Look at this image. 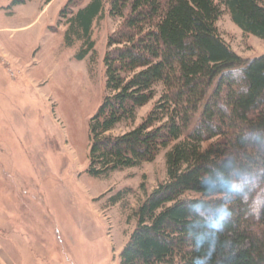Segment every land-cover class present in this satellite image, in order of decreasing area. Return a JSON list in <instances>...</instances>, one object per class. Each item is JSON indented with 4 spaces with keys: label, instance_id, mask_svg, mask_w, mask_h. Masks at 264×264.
Listing matches in <instances>:
<instances>
[{
    "label": "trees",
    "instance_id": "obj_1",
    "mask_svg": "<svg viewBox=\"0 0 264 264\" xmlns=\"http://www.w3.org/2000/svg\"><path fill=\"white\" fill-rule=\"evenodd\" d=\"M26 1L10 0L7 13ZM105 1L122 22L103 56L88 170L138 166L166 149V178L132 208L118 264H264V53L242 57L216 26L225 10L264 39V0H88L69 15L67 2L75 58L94 53Z\"/></svg>",
    "mask_w": 264,
    "mask_h": 264
},
{
    "label": "rangeland",
    "instance_id": "obj_2",
    "mask_svg": "<svg viewBox=\"0 0 264 264\" xmlns=\"http://www.w3.org/2000/svg\"><path fill=\"white\" fill-rule=\"evenodd\" d=\"M9 1L0 0V264H118L132 208L166 178L165 148L138 166L88 170L89 122L106 93L103 56L122 18L105 1L92 25L94 53L77 59L80 41L63 37L67 0H29L8 14ZM87 1L71 0L64 12ZM216 26L242 57L264 53V39L227 11Z\"/></svg>",
    "mask_w": 264,
    "mask_h": 264
},
{
    "label": "crops",
    "instance_id": "obj_3",
    "mask_svg": "<svg viewBox=\"0 0 264 264\" xmlns=\"http://www.w3.org/2000/svg\"><path fill=\"white\" fill-rule=\"evenodd\" d=\"M3 258H4V261H5L6 264H8V263H9V264H14V263L11 261V259H8V258H5V257H3ZM6 259L9 260V262H8Z\"/></svg>",
    "mask_w": 264,
    "mask_h": 264
}]
</instances>
